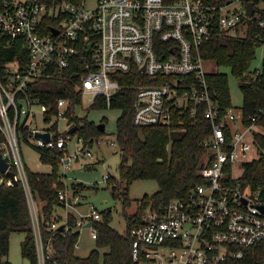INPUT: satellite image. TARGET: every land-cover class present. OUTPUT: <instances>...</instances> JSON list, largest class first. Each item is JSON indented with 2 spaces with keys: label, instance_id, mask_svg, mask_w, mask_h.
Instances as JSON below:
<instances>
[{
  "label": "built area",
  "instance_id": "2783aa9c",
  "mask_svg": "<svg viewBox=\"0 0 264 264\" xmlns=\"http://www.w3.org/2000/svg\"><path fill=\"white\" fill-rule=\"evenodd\" d=\"M263 10L264 0L2 1L0 37L20 41L27 61H10L1 68L0 132L5 139L0 155L7 168L0 170V185L13 186L8 174L12 172L25 192L38 264H45L52 247L44 246L41 238L19 139L36 149L41 161V151L57 152L63 169L78 158L93 157L80 137L81 147L69 153L71 134L58 132L61 118L68 128L73 126L66 114L67 99L58 98L56 113L50 114V108L32 91L33 84L54 68H74L79 74L75 89L91 95V103L103 96L107 108L120 87L117 75L137 70L145 82L137 87L133 101L132 123L136 126L183 130L178 127L183 117L195 119L203 106L211 134L204 143L207 150L199 169L202 182L185 199L144 208L130 230L134 263L240 264L245 249L264 241V201L256 191L241 189L239 176L233 174L237 160L246 159L249 152L255 156L247 161L259 156L255 136L260 134L264 140V128L255 123L243 125L231 108L221 114L218 92L207 81L210 71L205 64L212 61L198 50L201 43L216 36H243L249 23L264 26ZM41 134H48V139ZM110 144L114 146L113 141ZM228 164L235 184L227 182ZM108 177L103 174V179ZM58 198L65 209L76 203L65 189L58 192ZM100 218L101 213L91 205L88 213L77 217L73 228L80 230L90 222V236L95 240L97 228L92 220ZM60 225L62 230L69 229L67 213H56L51 228Z\"/></svg>",
  "mask_w": 264,
  "mask_h": 264
},
{
  "label": "trees",
  "instance_id": "16d2710c",
  "mask_svg": "<svg viewBox=\"0 0 264 264\" xmlns=\"http://www.w3.org/2000/svg\"><path fill=\"white\" fill-rule=\"evenodd\" d=\"M2 1L0 0V10ZM81 1V0H74ZM264 20V10L260 13ZM264 44V26L249 23L243 36L231 38L216 36L200 44V55L212 61L218 67H226L239 79L242 93L240 117L243 125L255 123L264 128V57L260 71L255 76L248 75V68L255 57V50ZM10 61L25 64L27 54L20 41L7 42L0 37V73L3 65ZM81 72V71H80ZM143 75L137 70L117 75L119 90L110 102L109 108H117L120 113L116 119L115 139L120 149V161L117 166L118 178L109 175L106 179L112 197L120 200L125 229L120 232L111 226V210L101 213L100 219L92 220L97 228L95 247L87 255L75 253L79 230L74 229L77 217L68 212L69 229L51 228L56 220L57 207H64L59 200L58 192L65 183L58 174L57 152L41 151L42 163H49V172L31 171L27 168V176L34 203L36 205L41 238L44 246L51 245L52 252L45 258V264H136L131 258L132 225L139 221L144 208L151 204L161 206L171 199H185L192 188L202 182L199 169L207 146L204 144L210 137L209 121L204 117L203 106L199 107L195 119L184 116L183 123L178 126L183 130L169 129L167 126H136L132 123L133 101L137 87L145 82ZM207 81L212 90L218 92L217 98L221 106V114L225 115L231 108L227 77L225 73L211 71ZM79 82V74L75 69L54 68L47 76L33 84V93L40 102L50 108V114L56 113V101L65 98L68 101L66 110L70 123L77 126L73 134L80 137L83 145H91L104 135L97 123L86 116L76 114V106L81 103V92L75 89ZM90 109L107 108L105 98L97 96ZM256 117L255 121L251 117ZM228 140L231 139L229 131ZM25 136V133H23ZM256 145L259 156L243 163V171L237 178L241 189L256 191L260 200L264 201V140L256 134ZM0 132V143L4 141ZM89 147V146H88ZM231 165L225 166V175L229 184ZM138 179L154 180L158 189L151 195L144 194L136 200L133 212H128L132 199L128 195L129 185ZM73 194L80 195V190L88 188L82 183H75ZM12 232L24 234L20 242L21 255L29 260V264L37 263L34 241L33 223L25 192L20 183L13 186L0 185V264H10L7 259L9 236ZM100 250H103L101 252ZM240 264H264V241L244 251Z\"/></svg>",
  "mask_w": 264,
  "mask_h": 264
},
{
  "label": "rangeland",
  "instance_id": "374dc122",
  "mask_svg": "<svg viewBox=\"0 0 264 264\" xmlns=\"http://www.w3.org/2000/svg\"><path fill=\"white\" fill-rule=\"evenodd\" d=\"M91 1L93 0H87V3ZM263 57L264 45H261L255 50V57L248 68V75H252L255 71L261 70ZM205 68L210 72L217 71L226 74L231 110L236 116H240L242 93L239 89V79L235 77L228 68L218 67L212 62L211 64H205ZM90 103L91 95L83 94L81 103L76 106V114L81 117L86 116L88 120L94 121L95 123H99L102 119L105 120L104 135L99 138L98 143L92 142L91 145H86V147L89 146L93 157L86 159L78 158L72 163L69 169H63L58 165V174L62 176L60 179L65 183L63 189L66 190L68 195L73 197L76 203H73L74 205L72 206H67L66 209L57 207L56 212L59 216H63L70 212L79 218L80 214L89 212L91 205L100 213L110 209L111 226L122 232L126 225L122 214V204L120 200L112 197L110 187L107 186L106 180L103 179V174L107 173L118 178L117 166L120 161V149L115 139V123L120 110L117 108L90 109ZM38 121L41 123L40 118H38ZM68 129L66 120L63 118L59 119L58 132L65 134ZM73 133H70L72 138L67 145L69 153L74 152L82 145L80 141H78L77 136ZM111 141L114 142V146L110 144ZM19 146L23 161L29 170L49 172L52 169L49 163H42L39 159L38 151L30 146L24 139H19ZM254 156L253 153L249 152L246 159L240 158L237 160L233 171L234 176H240L242 173V164L247 161L248 158ZM75 183H82L88 187L80 190V195L78 197L72 195V187L76 185ZM157 189L158 186L154 180L138 179L133 181L128 189V195L131 197L132 203L131 206L127 208V211L129 213L133 212L136 207L137 199L141 198L144 194L151 195L156 192ZM79 231V239L75 247V253L79 256H85L95 247V240L91 238L88 227H81ZM23 237L24 234L21 232H12L9 236L7 259L10 264H29V260L23 257L20 251V242ZM100 251L103 252V250Z\"/></svg>",
  "mask_w": 264,
  "mask_h": 264
},
{
  "label": "water",
  "instance_id": "95a60500",
  "mask_svg": "<svg viewBox=\"0 0 264 264\" xmlns=\"http://www.w3.org/2000/svg\"><path fill=\"white\" fill-rule=\"evenodd\" d=\"M252 9H253L252 2H249L247 4V14L248 15L251 14ZM97 126L99 127L100 130H103L104 129V123H102V122L97 123ZM76 129H77V126L76 125H73L72 127H70L67 130V133H73V132H75ZM41 136L44 137V138H46V139H48V134H41ZM6 168H7V163L5 162V160L0 155V170L3 172V171L6 170ZM8 174H9L10 178L12 179L13 185H16L17 182H16V180L13 177V173L12 172H9ZM85 226L86 227L90 226V222H88L87 224H85ZM62 228H63V225H60L58 227L59 230H61Z\"/></svg>",
  "mask_w": 264,
  "mask_h": 264
},
{
  "label": "crops",
  "instance_id": "0c3cea01",
  "mask_svg": "<svg viewBox=\"0 0 264 264\" xmlns=\"http://www.w3.org/2000/svg\"><path fill=\"white\" fill-rule=\"evenodd\" d=\"M62 208H65V207H62ZM57 213V212H56Z\"/></svg>",
  "mask_w": 264,
  "mask_h": 264
}]
</instances>
